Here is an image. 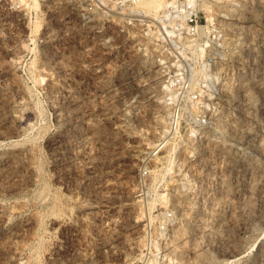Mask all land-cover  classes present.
<instances>
[{"label": "rangeland", "instance_id": "rangeland-1", "mask_svg": "<svg viewBox=\"0 0 264 264\" xmlns=\"http://www.w3.org/2000/svg\"><path fill=\"white\" fill-rule=\"evenodd\" d=\"M40 2L0 0V264H264V0L176 136L147 28Z\"/></svg>", "mask_w": 264, "mask_h": 264}, {"label": "built area", "instance_id": "built-area-1", "mask_svg": "<svg viewBox=\"0 0 264 264\" xmlns=\"http://www.w3.org/2000/svg\"><path fill=\"white\" fill-rule=\"evenodd\" d=\"M144 1L159 4V10L151 13V18L141 11L139 5ZM235 1L79 0L78 7L86 15L113 13L124 20L131 18L136 25L147 28L153 42L165 52L171 65L176 66L174 79L168 83L171 106L169 133L176 136L186 129L184 125L189 110L203 106L201 91L195 88L194 79L208 74L209 62L221 61L229 54L220 17L212 14L211 10H216L220 2ZM203 56H206L207 63L199 64Z\"/></svg>", "mask_w": 264, "mask_h": 264}, {"label": "bare ground", "instance_id": "bare-ground-1", "mask_svg": "<svg viewBox=\"0 0 264 264\" xmlns=\"http://www.w3.org/2000/svg\"><path fill=\"white\" fill-rule=\"evenodd\" d=\"M21 3H23V4H25V5H29V8H31L32 10H35V11H38V10H40V8H41V2H40V0H19ZM236 2V1H235ZM234 2V3H235ZM239 2V1H238ZM221 3V2H220ZM223 3H225V2H223ZM225 4H232V3H230V2H228V3H225ZM237 4V3H236ZM220 5H222V4H220ZM220 5L218 6V7H220ZM238 5V4H237ZM140 8H141V11L142 12H144V13H146L147 14V16H149V15H151V13H153V12H157L158 10H159V4L158 3H156V2H154V1H144V2H142L140 5ZM226 8L225 10H222L223 8ZM223 8H222V6H221V10L220 11H215L214 9L213 10H211V12H212V14L213 13H215V14H220V13H223L224 14V16H226V17H228L229 16V18L230 17H232L233 18V16H235L236 15V12H237V10H235L234 8H232V9H227L228 8V6H224ZM231 8V7H230ZM238 15H239V13H238ZM219 16V15H218ZM150 17V16H149ZM220 17V16H219ZM220 18H222V17H220ZM36 28H37V26H36ZM36 30V29H35ZM163 117V116H162ZM165 118V117H164ZM163 121V120H162ZM162 121H159L160 123H162ZM191 136H192V134H191ZM165 140H164V142H166L165 144H167V143H170L171 142V140L173 139H167L166 140V137L164 138ZM162 144H163V142H162ZM164 144V145H165ZM160 145V144H159ZM169 171L171 172V169H169ZM165 194H161V196H162V199H163V196H164ZM164 206H165V208L167 207V201H165V203H164ZM164 214V213H163ZM260 239H258V240H256V242L254 243V245L252 246V248L253 247H255L256 246V244H257V242L259 241ZM154 245V244H153ZM157 248V247H156ZM146 264H155L153 261H149V262H147Z\"/></svg>", "mask_w": 264, "mask_h": 264}]
</instances>
